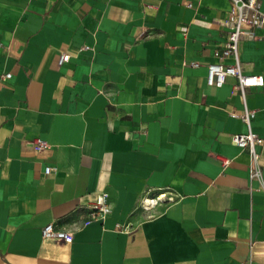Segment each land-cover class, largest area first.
Listing matches in <instances>:
<instances>
[{
	"label": "crops",
	"instance_id": "crops-1",
	"mask_svg": "<svg viewBox=\"0 0 264 264\" xmlns=\"http://www.w3.org/2000/svg\"><path fill=\"white\" fill-rule=\"evenodd\" d=\"M231 7L0 0V264H264V83L206 82L233 62L215 55ZM242 29L243 72L264 77V28ZM245 107L254 177L231 140ZM102 191L110 213L82 225Z\"/></svg>",
	"mask_w": 264,
	"mask_h": 264
},
{
	"label": "built area",
	"instance_id": "built-area-1",
	"mask_svg": "<svg viewBox=\"0 0 264 264\" xmlns=\"http://www.w3.org/2000/svg\"><path fill=\"white\" fill-rule=\"evenodd\" d=\"M232 7L230 9V17L227 19L229 31L226 41L221 51H215V55L221 58L231 57L233 62L225 64L222 62H210L206 65V82L209 85L220 86L227 75H232L236 78L235 87L239 89L241 95L244 97L245 87L262 85L264 77L262 74L245 73L239 61L238 42L243 36H252L251 31L242 29V24H247L250 27L264 28V9L261 8L259 0H231ZM69 58V53L63 52L58 57V63L66 61ZM198 65L196 61L191 63ZM10 76L7 72L3 75L4 78ZM254 115V109L244 108L242 118L248 125V131L245 133H233L231 135L232 142L244 149H247L254 166L250 173L251 177L258 176L257 159L259 152L257 145L263 142V138L250 128L251 117ZM36 148L47 147L48 144L44 139L37 137L34 139ZM227 159H223L226 164ZM53 167L46 166L45 173H48ZM107 192L102 191L98 193L96 199L90 203V217L82 221V225L89 223L90 219H104L111 211V207L107 200ZM43 237H62L68 240L73 238V232L70 230L55 228L52 222L45 224L41 229Z\"/></svg>",
	"mask_w": 264,
	"mask_h": 264
}]
</instances>
